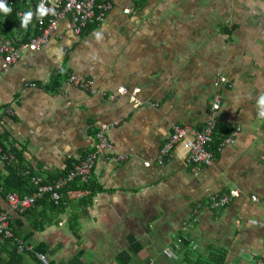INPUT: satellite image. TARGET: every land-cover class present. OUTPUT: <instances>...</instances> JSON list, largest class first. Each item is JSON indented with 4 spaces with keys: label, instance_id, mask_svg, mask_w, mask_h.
<instances>
[{
    "label": "crops",
    "instance_id": "obj_1",
    "mask_svg": "<svg viewBox=\"0 0 264 264\" xmlns=\"http://www.w3.org/2000/svg\"><path fill=\"white\" fill-rule=\"evenodd\" d=\"M110 1L101 23L76 35L65 18L40 50H24L0 72V137L36 175L62 176L95 149L106 124L114 153L126 157L101 156L92 192L70 187L64 212L46 211L49 224L32 244L47 245L57 264L80 252L85 264H119L121 254L128 264H254L252 256L264 254V118L255 112L264 93V0ZM72 74L102 92L79 89ZM221 76L230 86L216 114L218 135L239 127L235 142L196 172L182 145L158 164L174 126L205 124ZM121 86L139 89L141 105L118 95ZM230 190L239 196L228 206H211V196ZM19 219L12 223L22 220V233L32 231ZM184 234L180 260L165 258L162 249ZM136 244L142 249L132 253Z\"/></svg>",
    "mask_w": 264,
    "mask_h": 264
},
{
    "label": "built area",
    "instance_id": "obj_2",
    "mask_svg": "<svg viewBox=\"0 0 264 264\" xmlns=\"http://www.w3.org/2000/svg\"><path fill=\"white\" fill-rule=\"evenodd\" d=\"M36 5L35 18L31 24L29 36L22 45H17L13 40L4 34H0V56L3 62L0 65V72L6 70L9 66L16 63L24 50L37 51L46 45L50 38L57 34L60 22L65 18H70L71 26L74 34L80 35L89 26L101 23L107 14L112 10L113 5L110 0H43L44 7L51 9L47 14L40 16L38 8L42 0H32ZM5 3L11 8L10 13H14L19 19L24 12H32L31 0H5ZM128 11V10H127ZM35 33V34H33ZM18 40V39H17ZM21 40V39H20ZM68 81L79 89L96 95L102 91L97 87L93 79H84L78 75H70ZM230 84L226 77H219L215 83V93L210 105L208 119L202 127H196L191 124H181L173 127L168 139L162 145L156 162L160 165L165 164L172 156L177 145H182L187 151L186 160L196 172L201 167H208L213 164L215 159L211 145L214 142L215 131L217 127L216 114L221 109L223 103V90L229 88ZM139 89H129L121 86L117 90L118 95H128L135 106H140L137 95ZM104 95L106 93H103ZM112 100L117 98V95H110ZM255 112L257 118H264L260 115L261 108L264 105H259L258 100L255 104ZM10 113V112H9ZM116 125V124H115ZM111 125H102L95 133L96 147L93 151L87 153L83 159L73 164L62 176L57 179L47 182L43 177L34 175L30 181L34 186V191L31 195L21 196L17 192H12L6 195L5 201L7 207L0 204V238L13 239L18 249V253H34V256L41 264H49L48 255L35 251V245L25 242L22 238L15 236L11 224L14 215L24 214L30 208L35 207L38 202L46 196L55 205H59L63 198V190L76 182L88 183L94 172L98 159L105 156L107 159L122 162L126 159L123 155L114 153V144L109 138ZM239 127H235L229 131V135L220 144L219 149L223 146L233 144ZM16 157L11 151V148L0 140V162L4 165H10L15 161ZM152 163L146 162L145 166L149 167ZM6 174L5 169H3ZM25 176L29 172L24 173ZM2 188L0 187V193ZM239 196L238 190H230L221 195H213L210 197V203L213 208H225L234 199ZM253 202H257L258 198L251 197ZM196 222V216L185 223L186 227ZM189 242V237L184 234L176 238L172 245L162 249V255L172 261L180 260L183 245ZM264 245V242H263ZM254 264H264V254L260 256H252Z\"/></svg>",
    "mask_w": 264,
    "mask_h": 264
},
{
    "label": "trees",
    "instance_id": "obj_3",
    "mask_svg": "<svg viewBox=\"0 0 264 264\" xmlns=\"http://www.w3.org/2000/svg\"><path fill=\"white\" fill-rule=\"evenodd\" d=\"M1 25H4L12 34L15 35L16 38L22 39L25 34L26 27L21 26V19H19L14 13H9L5 15L4 13L0 12V34H4L7 37L10 38L8 31L2 27ZM95 26V25H93ZM90 27V26H89ZM87 29V28H86ZM32 32V31H31ZM34 32V31H33ZM32 32V33H33ZM35 34V33H33ZM218 128L216 127L215 136H214V142L211 145V149L214 153V156H217L218 153V147L223 142V140L229 135L219 136ZM4 138L0 137V140L2 144L5 142L3 141ZM11 151L14 153L16 159L13 161L10 165H6L4 168L6 171V174H4L3 171H0V187L2 188V192L0 193V198L5 199L6 195L12 192H17L21 196H28L31 195L34 191V186L32 185L30 179L32 176L36 175L32 170L29 169V167L26 165L25 159L21 154V151L16 150L14 147L11 148ZM29 172V175L25 176V172ZM57 179V178H55ZM53 178L47 179V182L53 181ZM79 182H76L74 184H71L70 186L66 187L63 190V198L61 199V202L59 205H55L53 201L49 200V197L46 196L43 200L38 202V204L27 210L24 214L17 215L21 220H25L27 223H29L32 231H29V233L24 234L22 233V220L21 222L17 220V225L11 224V228L15 234L16 237L22 238L27 243H32V238L34 235V232H40L43 231L45 226L49 224L48 222L42 220L44 217V213L46 211H57V213H63L65 209V205L67 203V195L69 193L70 187L77 189L80 192H86L90 191L92 192V187L89 186L88 183L81 184ZM98 190L93 189V191ZM42 207L45 211H42ZM41 211H40V209ZM77 216H75V221L73 225H71V228L73 229L74 234H77V227L78 223L76 222ZM142 247L138 244L136 246L130 247V250L132 253H138ZM49 247L44 244L35 245V251L42 252L44 254H48ZM83 252H80L77 256H75L70 263L71 264H85L83 261H81V256ZM30 258L33 261V264H41L37 258L34 256V253H25L20 254L18 253L17 246L15 244V241L13 239H2L0 238V264H26V259ZM127 258V261H122V259ZM130 260L129 256L124 257V254H121L119 257V264H128ZM49 264H57L56 261L50 260Z\"/></svg>",
    "mask_w": 264,
    "mask_h": 264
},
{
    "label": "clouds",
    "instance_id": "obj_4",
    "mask_svg": "<svg viewBox=\"0 0 264 264\" xmlns=\"http://www.w3.org/2000/svg\"><path fill=\"white\" fill-rule=\"evenodd\" d=\"M11 8H9L7 6V4L5 3V0H0V12L4 13L5 15L9 14L11 12ZM38 13L40 16H43L45 14H47L48 12L51 11V9H46L44 7V4H43V0H42V3L41 5L39 6L38 8ZM33 16V13L31 11H28V12H24L22 15H21V26L22 27H26L30 21H31V18ZM258 104L261 106V105H264V93H261L259 98H258ZM260 115L261 116H264V109L261 108V112H260Z\"/></svg>",
    "mask_w": 264,
    "mask_h": 264
},
{
    "label": "water",
    "instance_id": "obj_5",
    "mask_svg": "<svg viewBox=\"0 0 264 264\" xmlns=\"http://www.w3.org/2000/svg\"><path fill=\"white\" fill-rule=\"evenodd\" d=\"M31 3H32V13H33V16L31 18V21L30 23L26 26V29H25V34H24V37L21 39V40H17V38L15 37L14 34H12L4 25H1L2 27H4L8 33H9V36L10 38L13 40V42L17 45H22L24 44V42L27 40L28 36H29V32H30V28H31V24L33 23L34 21V18H35V11H36V5L35 3L31 0Z\"/></svg>",
    "mask_w": 264,
    "mask_h": 264
},
{
    "label": "rangeland",
    "instance_id": "obj_6",
    "mask_svg": "<svg viewBox=\"0 0 264 264\" xmlns=\"http://www.w3.org/2000/svg\"><path fill=\"white\" fill-rule=\"evenodd\" d=\"M49 258V257H48ZM26 264H33V261H32V259H30V258H27L26 259Z\"/></svg>",
    "mask_w": 264,
    "mask_h": 264
}]
</instances>
